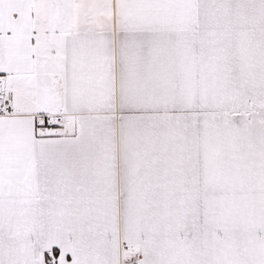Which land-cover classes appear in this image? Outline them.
I'll list each match as a JSON object with an SVG mask.
<instances>
[{
    "label": "snow or ice",
    "instance_id": "obj_1",
    "mask_svg": "<svg viewBox=\"0 0 264 264\" xmlns=\"http://www.w3.org/2000/svg\"><path fill=\"white\" fill-rule=\"evenodd\" d=\"M0 264H264V0H0Z\"/></svg>",
    "mask_w": 264,
    "mask_h": 264
}]
</instances>
